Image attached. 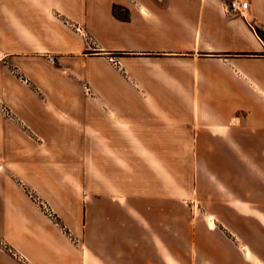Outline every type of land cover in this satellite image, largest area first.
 I'll return each mask as SVG.
<instances>
[{"label":"crops","instance_id":"crops-1","mask_svg":"<svg viewBox=\"0 0 264 264\" xmlns=\"http://www.w3.org/2000/svg\"><path fill=\"white\" fill-rule=\"evenodd\" d=\"M227 1L0 0V264H264V0Z\"/></svg>","mask_w":264,"mask_h":264},{"label":"rangeland","instance_id":"rangeland-1","mask_svg":"<svg viewBox=\"0 0 264 264\" xmlns=\"http://www.w3.org/2000/svg\"><path fill=\"white\" fill-rule=\"evenodd\" d=\"M256 30L260 31L257 27H255ZM262 32V31H261ZM8 69L11 72V75H13L16 80H20L21 78V73L18 71L17 67L8 66ZM30 88H32V90H35L33 87H31V85H27ZM37 90V89H36ZM51 104L53 103V101H49ZM48 103V102H47ZM54 104V103H53ZM11 115V112L8 108L4 107L3 103H0V116L3 117L4 119L9 118ZM14 114L12 113L11 116H13ZM18 133L21 135L22 133H20L18 131ZM22 136H24L22 134ZM25 139H27L25 137ZM16 141H17V147H16V152L17 155H20L22 157L25 158V162L26 164H21L19 165V170L25 173V176L28 178L29 177V182H26L28 185V189L24 188L26 195L29 197V199L37 206V212L39 214V219H48L50 220L52 223L54 224H58L59 225V220L52 214V212L50 211L49 208H46L47 205L38 197L34 194V192L31 190L32 187L35 188H42L41 184H44V182L40 180V171H39V165L34 162V148L29 149L26 147V145H24L23 141L20 139V137H18V135L16 136ZM129 151V155H136V149H127ZM176 156H177V161L175 162L174 166L175 167V171L177 174V177L179 178V181H183V182H187L189 180V176L191 173V168H190V164L187 161V154L189 149H176ZM79 156L81 157H86V155L88 154V149H77ZM186 155V156H185ZM2 156V154H1ZM24 159L21 160V162ZM55 165V163H54ZM75 166V172H78L79 174L83 175L84 177H86V174L88 173V165L85 162H81V164L79 163V165H74ZM54 169V166H51ZM0 173L2 175H5V178L7 179V175H8V169L6 167V165L1 164L0 165ZM7 183H10L8 180L6 181ZM47 187V186H45ZM1 188H2V183H1ZM44 188V187H43ZM198 215V212H195V215ZM3 214H4V210L2 208V205L0 204V221L3 220ZM194 224H191L190 221V217L187 213V211L185 210V207H183L182 205H180L179 203H177V210H176V235H177V239H179V237L182 238H187L189 239L190 236L193 235L194 233ZM193 226V227H192ZM1 229V227H0ZM2 230V229H1ZM6 234L8 232V228L5 226L4 228ZM0 244L1 246H4L1 242V238H0ZM187 252V245L184 243H177V253H179L180 255V260L181 262H185L187 261V256L186 253ZM257 252L260 253L261 255H263L264 253V247L263 244H257Z\"/></svg>","mask_w":264,"mask_h":264},{"label":"built area","instance_id":"built-area-1","mask_svg":"<svg viewBox=\"0 0 264 264\" xmlns=\"http://www.w3.org/2000/svg\"><path fill=\"white\" fill-rule=\"evenodd\" d=\"M249 9V0H228L225 4V12L230 16L244 17Z\"/></svg>","mask_w":264,"mask_h":264},{"label":"trees","instance_id":"trees-1","mask_svg":"<svg viewBox=\"0 0 264 264\" xmlns=\"http://www.w3.org/2000/svg\"><path fill=\"white\" fill-rule=\"evenodd\" d=\"M257 35L259 36V38L264 42V32H261V31H258V30H255Z\"/></svg>","mask_w":264,"mask_h":264}]
</instances>
